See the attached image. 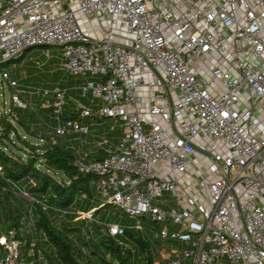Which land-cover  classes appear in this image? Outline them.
Returning <instances> with one entry per match:
<instances>
[{"label":"built area","instance_id":"built-area-1","mask_svg":"<svg viewBox=\"0 0 264 264\" xmlns=\"http://www.w3.org/2000/svg\"><path fill=\"white\" fill-rule=\"evenodd\" d=\"M44 46L60 49V70L83 78L97 110L64 121V89L21 87L3 71L10 104L41 98L56 137L91 135L88 118L119 125L117 142L113 127L96 136L102 159L75 166L100 177L101 198L123 215L171 225L153 233L154 258L264 264V0H0V62ZM20 246L0 235V264H31Z\"/></svg>","mask_w":264,"mask_h":264},{"label":"trees","instance_id":"trees-1","mask_svg":"<svg viewBox=\"0 0 264 264\" xmlns=\"http://www.w3.org/2000/svg\"><path fill=\"white\" fill-rule=\"evenodd\" d=\"M25 54L1 63L0 68L20 61ZM16 108L10 104V110L0 114V234L12 233L21 242V258L31 264H132L136 249L137 263L133 264H153V245L139 231L128 230L125 237L107 234L96 239L76 226L80 221H74L71 209L78 196L94 199L100 177L80 173L75 166L76 153L61 144L54 132H46L47 128H43L44 134L31 129L26 116H14ZM78 115L62 114L61 118L75 120ZM27 117L32 118V113ZM99 210H94L91 218ZM60 214L69 215L74 226L62 220L57 226L55 217ZM83 222L87 224V220ZM119 242L129 243L131 248Z\"/></svg>","mask_w":264,"mask_h":264},{"label":"rangeland","instance_id":"rangeland-1","mask_svg":"<svg viewBox=\"0 0 264 264\" xmlns=\"http://www.w3.org/2000/svg\"><path fill=\"white\" fill-rule=\"evenodd\" d=\"M2 63V62H0ZM61 67V51L57 47H47V48H33L32 50L26 52L25 56L20 61H14V62H8L7 65L0 68V114L3 112H8L10 110V89L8 88L5 81L1 78V71L3 70L6 72L9 77L13 80H16L19 82L21 87H28V86H37V87H46L53 89V86L57 84V80L61 78L63 75H67L65 72L60 70ZM69 76V75H68ZM81 77V76H80ZM96 79H94L95 81ZM53 85V86H52ZM88 97H82L80 93L77 92H69L67 95L65 94V100L64 104L65 107H63L66 114L70 116L72 113H75L71 110L78 109V104L80 102L84 103L89 98ZM37 98V97H33ZM33 98H29V107L27 110L17 109L14 111V116H26L25 122L26 124L30 125L31 129H35L36 132L39 134H44L43 128H48L49 126V117H47V114L45 112V109H41L40 106L34 105V102L31 100ZM35 100V99H34ZM68 110V111H67ZM32 113V118H28L27 115ZM19 114V115H18ZM88 122L92 123L94 126L90 130V136L94 135L95 137L94 142L97 147V143L99 142V139L96 136H101L106 133H109V130L111 127L114 128V131L117 134L121 135V129L118 127L119 125L112 119L106 118L102 121H94L91 118H88ZM40 129L41 131L37 130ZM49 129V128H48ZM94 132V133H92ZM20 135L22 137L28 139L25 134L19 130ZM80 135V134H77ZM83 138H87L86 135H80ZM67 137V136H65ZM65 137H61L62 140L65 139ZM120 137V136H119ZM35 141V140H33ZM165 198H167V195H164ZM26 199V198H25ZM27 200L30 201V199L27 198ZM95 200V203L92 204V202ZM160 200V199H159ZM159 202V201H158ZM157 202V204H158ZM84 203H88V207H92L93 211L96 209H100L97 214L93 216V218H87V224L85 225L83 222H79L76 226H78L80 229H84L85 232H87V236L90 238L91 236H94L96 239L107 235L106 227L109 225H127V226H135L136 224H139L143 227V231H139L143 234V236L148 239L152 245L156 246L157 248H162V242L157 241L153 238V233L159 232L163 227L169 226L170 224L168 222H155L152 221L147 216H139L136 219L129 218L123 213L113 207L110 204H107L106 201H104L98 192L94 193V199H85L83 196H78L75 204L73 205L71 211H76V209H82L85 210L86 206L83 205ZM164 208L168 211L174 204L172 202H168L167 205ZM162 207V206H161ZM71 213V212H69ZM77 214H75L76 217ZM91 215V214H90ZM54 217V216H53ZM63 217V218H62ZM62 218V219H61ZM62 220L64 222H70V226H74V223L72 220H70L69 215L63 216V214L57 215L55 217V224L59 226V222ZM82 235H84V231L81 232ZM178 247V249H187L185 245H177V244H164L165 248L170 247ZM45 249H49L48 246H44ZM24 251L22 250V253ZM133 252L135 253V258L133 257L132 264L137 263V255H136V249H133ZM29 254H32L31 252ZM187 264L191 263V260L186 261ZM153 264H161V260L159 255H157L154 258Z\"/></svg>","mask_w":264,"mask_h":264},{"label":"crops","instance_id":"crops-1","mask_svg":"<svg viewBox=\"0 0 264 264\" xmlns=\"http://www.w3.org/2000/svg\"><path fill=\"white\" fill-rule=\"evenodd\" d=\"M57 81H58L57 84H55L54 86L52 85L53 88L58 87V88L64 89L66 91V95H67L69 92L80 93V86H81V84L83 82V78L80 77V76L63 75ZM31 101L34 102L35 108H36V106H40V108H41V103H42L41 98H39V97L33 98ZM81 106H89V107H91V109L93 111L97 110V108H98L96 104H92L91 103V98L89 97L86 100V102H84V103L80 102L78 104L77 111L76 110H71V109H69V111H73V112L76 113V112H78V110H79V108ZM64 107H65V104H64ZM65 111L66 110L63 109L62 114L65 117H67L68 114H66ZM45 112L47 114V117H49V121H48L49 122V126H48L49 129L47 128L46 132L50 131V133L51 132L53 133L54 132L53 128L56 126V122L51 118L49 112L46 109H45ZM87 120L88 119H83V120H80V121L84 125L89 126V128L91 130L94 126L92 125V123L88 122ZM102 120L103 119H99V120H97V122L98 121H102ZM92 133H94V132H92ZM107 136L110 138V140L112 142H117L120 134H117L115 131H113V132L109 133ZM93 138H94L93 135L92 136L89 135L87 138H83V137H81L80 135H77V134H69V135H67V137H65L64 140H62L61 137H59L57 140L61 144L65 145L69 150H71L74 153H76L78 159H84L86 161H96V160H99L102 156H105V153H104L103 149H100V148L96 147ZM94 203H95V200L92 202V204H94ZM83 205L86 206L85 210L76 209V211L74 213L76 214L78 211L79 212H83L86 215H90V214L93 213V208L92 207L91 208L88 207L89 206L88 203H84ZM164 207L165 206H163V209L166 210ZM80 219H81V217H78L76 215L74 221L82 222V220H84V219H82V220H80ZM106 230H107V228H106ZM0 235H2V234H0ZM127 244L129 245V248H131V245L129 243H127Z\"/></svg>","mask_w":264,"mask_h":264},{"label":"water","instance_id":"water-1","mask_svg":"<svg viewBox=\"0 0 264 264\" xmlns=\"http://www.w3.org/2000/svg\"><path fill=\"white\" fill-rule=\"evenodd\" d=\"M33 48H40V47H32V48H29V49H27V50L25 51V53L28 52V51H30V50H32ZM0 64H1V63H0Z\"/></svg>","mask_w":264,"mask_h":264}]
</instances>
